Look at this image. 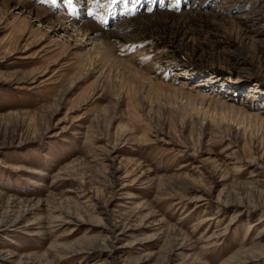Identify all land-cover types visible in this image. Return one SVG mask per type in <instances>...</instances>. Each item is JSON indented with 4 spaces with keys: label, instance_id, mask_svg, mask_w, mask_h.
I'll return each instance as SVG.
<instances>
[{
    "label": "rangeland",
    "instance_id": "rangeland-1",
    "mask_svg": "<svg viewBox=\"0 0 264 264\" xmlns=\"http://www.w3.org/2000/svg\"><path fill=\"white\" fill-rule=\"evenodd\" d=\"M82 3L0 0V264H264V0Z\"/></svg>",
    "mask_w": 264,
    "mask_h": 264
},
{
    "label": "bare ground",
    "instance_id": "bare-ground-1",
    "mask_svg": "<svg viewBox=\"0 0 264 264\" xmlns=\"http://www.w3.org/2000/svg\"><path fill=\"white\" fill-rule=\"evenodd\" d=\"M82 2H83V0H72V2H70V0H56V5L59 4L58 6L61 10H63L65 8L70 13H73L77 16V18L76 17L72 18L71 17L72 15L70 16V18H68L69 16L67 17L68 18V24L66 27H62L60 29L59 36L60 37L64 36L66 33H68V31H71L72 33H77L76 37H78L80 39H84L86 37L85 38L86 40L84 43L88 42L89 45H91V48L89 50L84 51V54H83L84 57L83 58H90L93 55H96V56L99 55L103 61L108 62L109 64L112 62L113 63L118 62L117 61L118 59L113 55V52L111 51V46H109L108 43L105 42V40L107 39L106 36L108 34L106 32L107 27L98 26V23L96 26L92 22L93 20L88 21V19H86V18H89V15H88L89 12L88 13H87V11H85L86 13L84 12L85 9H83L82 7H83V5H85V3L83 4ZM86 10H88V9H86ZM38 14H41V15L45 14V11L43 9H40L38 11ZM63 14L60 13L57 16L58 19H61L62 21L65 20L64 18L66 17L67 13H63ZM96 18L98 19V17H94V19H96ZM99 40H101V41L99 42ZM79 43H81V42H79ZM79 45L82 46V44H79ZM83 46L85 48V47H87V44H83ZM82 49H83V47H82ZM116 64H118V63H116Z\"/></svg>",
    "mask_w": 264,
    "mask_h": 264
},
{
    "label": "snow or ice",
    "instance_id": "snow-or-ice-1",
    "mask_svg": "<svg viewBox=\"0 0 264 264\" xmlns=\"http://www.w3.org/2000/svg\"><path fill=\"white\" fill-rule=\"evenodd\" d=\"M70 2H72V0H70ZM97 2H98V0H97ZM113 2H114V0H113ZM88 14H89V15H93V13H92L91 11H89Z\"/></svg>",
    "mask_w": 264,
    "mask_h": 264
}]
</instances>
